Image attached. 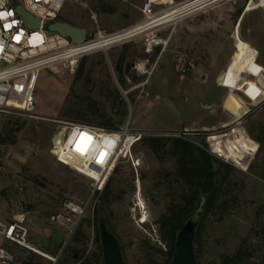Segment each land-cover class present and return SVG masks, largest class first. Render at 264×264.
<instances>
[{
  "label": "rangeland",
  "instance_id": "1",
  "mask_svg": "<svg viewBox=\"0 0 264 264\" xmlns=\"http://www.w3.org/2000/svg\"><path fill=\"white\" fill-rule=\"evenodd\" d=\"M79 1L69 0L58 21L88 33L94 27L90 11L103 32L128 29L144 21L139 10L143 0ZM152 32L165 43L146 52ZM141 58L149 60L148 74L132 69ZM184 61L193 66L181 74L177 68ZM261 65L264 68V10L257 0H223L176 25L151 29L106 53L90 54L73 72H41L32 114L0 111V218L26 212L27 242L56 255L60 247L49 242L50 216L65 201H88L89 205L55 263L14 248L18 261L100 264L101 214L119 239L125 264H165L168 247L159 220L168 215L172 203L181 202L184 187L175 176L177 165L169 154L170 143L157 157L144 140L184 138L212 158L210 183L222 182L218 209H204L195 239L197 264H221L222 257H231L240 249L249 254L240 264H264ZM221 120L227 121L222 127L200 128L205 122ZM103 122L119 128L128 125L129 132L142 136L131 152L142 157L143 163L134 170L127 161L119 160L102 185L105 172L94 161V147L101 146L105 137L94 132L95 146L88 150V144L79 140L78 129L64 138L70 124L97 127ZM77 146L87 151L81 154ZM54 148L60 161L52 153ZM107 182L111 201L104 204ZM138 190L146 200L152 226L139 225L137 216L129 215ZM208 193L205 188L199 191L189 215L197 209L200 196Z\"/></svg>",
  "mask_w": 264,
  "mask_h": 264
},
{
  "label": "built area",
  "instance_id": "2",
  "mask_svg": "<svg viewBox=\"0 0 264 264\" xmlns=\"http://www.w3.org/2000/svg\"><path fill=\"white\" fill-rule=\"evenodd\" d=\"M68 1L0 0V13L5 14L3 18H0V111L15 110L30 115L36 109L35 96L41 72L46 70L52 73L63 70L73 72L79 61L90 54L106 53L110 48L123 44L151 29L176 25L178 22L203 12L223 0H183L179 2L143 0L139 10L144 16V21L131 28L113 32L101 31L96 15L90 11V20L94 27L89 33L84 28L86 39L78 43H73L69 38L48 29L49 25L58 21L61 11ZM73 1L81 3L79 0ZM118 1L128 3L131 0ZM257 1L264 10V0ZM82 5L88 8L86 4L83 3ZM19 6L39 21L38 27L31 28L27 25L26 20L17 11ZM16 37L19 39H15ZM164 43L165 40L162 37L152 32L145 44V50L151 52ZM192 66L191 63L184 61L178 65L177 70L181 74H185ZM148 67L149 60L141 58L133 64L132 69L137 74L145 75L148 74ZM75 129L80 131L79 140L82 137L86 138L82 139V142L88 144L87 150L95 146L94 132L105 137L101 146L94 147V161L96 163L100 153H106L103 162L97 163L108 174L107 176L104 174L101 181H106L121 159L127 161L134 170L143 163L142 157H134L131 152L132 147L141 140L142 136L129 132L128 125L117 130H107L94 126L70 124L64 140H67ZM54 157L59 160L57 155ZM65 165L71 168L69 164ZM102 185L101 182L98 184L99 189ZM145 202L146 200L138 190L133 196L129 215L132 218L137 216L139 225L148 224L152 226L150 213ZM88 205V201L80 203L71 200L65 201L61 208L50 216L51 233L49 238L54 236L55 229H58L63 236L59 246L60 250L56 255L34 248L27 242L29 229L26 212L17 213L10 219L0 218V264H23V262L18 261L14 254V248L29 250L51 263H55L68 240L74 235L86 216Z\"/></svg>",
  "mask_w": 264,
  "mask_h": 264
},
{
  "label": "trees",
  "instance_id": "3",
  "mask_svg": "<svg viewBox=\"0 0 264 264\" xmlns=\"http://www.w3.org/2000/svg\"><path fill=\"white\" fill-rule=\"evenodd\" d=\"M117 71L119 74H122L120 67L117 68ZM79 73L80 71H78L77 77H79ZM118 81L122 83V77H120ZM97 127L107 130H117L119 125L103 122ZM167 143H170L171 147L169 150L170 156L176 159L177 166L175 176L181 180L184 189L181 202L172 203L168 209V215L161 216L159 220L160 230L162 231L163 239L167 241L168 247V259L165 264H169L173 257L177 232L186 218L192 214L191 213L189 215L196 195L199 194L200 190L205 188L209 192V195L207 197L200 196L199 198V203L202 198L205 200L203 204V213L205 208L207 210L215 211L218 209L216 201L218 199L220 185L222 183L220 182L218 185H212L210 183V179L212 177V158L205 151L196 148L191 142L185 140L184 138H174L171 140L165 138H150L144 140V145L157 157H159L158 153L160 149H164L167 146ZM227 169L230 170L231 168L227 167ZM224 180L225 178H223L222 181ZM108 189L109 183L107 182L102 194V202L104 204L111 201L109 200ZM200 225L201 222L197 228L195 239L199 237ZM248 257L249 254L240 249L231 257H222L221 264H240ZM23 264L31 263L23 262ZM100 264H103L102 261Z\"/></svg>",
  "mask_w": 264,
  "mask_h": 264
},
{
  "label": "water",
  "instance_id": "4",
  "mask_svg": "<svg viewBox=\"0 0 264 264\" xmlns=\"http://www.w3.org/2000/svg\"><path fill=\"white\" fill-rule=\"evenodd\" d=\"M17 11L26 20L29 27L35 28L39 26V21L25 12L20 6L17 8ZM48 29L69 38L73 43L83 42L86 39V30L84 28L76 27L66 22L56 21L49 25ZM52 153L55 154L54 151ZM204 202L205 200L202 198L198 208L186 218L179 228L174 245V254L169 264H197L194 241L197 228L203 217ZM98 221L102 263L125 264L118 237L108 229L102 215H99ZM62 240L63 236L61 232L55 229L54 236L50 238L51 245L60 246Z\"/></svg>",
  "mask_w": 264,
  "mask_h": 264
},
{
  "label": "snow or ice",
  "instance_id": "5",
  "mask_svg": "<svg viewBox=\"0 0 264 264\" xmlns=\"http://www.w3.org/2000/svg\"><path fill=\"white\" fill-rule=\"evenodd\" d=\"M4 15H5V14L0 13V18H3ZM15 39L18 40L19 37H16ZM82 139H86V138H85V137H82ZM253 150H254V149H253ZM76 151L81 152V154H83V152L86 151V147H85V148H81V147L77 146V147H76ZM105 155H106V153L101 152V153H100V157L97 159V163H102Z\"/></svg>",
  "mask_w": 264,
  "mask_h": 264
},
{
  "label": "crops",
  "instance_id": "6",
  "mask_svg": "<svg viewBox=\"0 0 264 264\" xmlns=\"http://www.w3.org/2000/svg\"><path fill=\"white\" fill-rule=\"evenodd\" d=\"M261 67H262V69H264L263 68V65H261ZM223 109V108H222ZM225 122H227V121H219L217 124H214V123H211V122H205V124L204 125H201L200 124V128H201V130H210V129H213L216 125H219V126H224L223 124L225 123ZM214 124V125H213Z\"/></svg>",
  "mask_w": 264,
  "mask_h": 264
},
{
  "label": "bare ground",
  "instance_id": "7",
  "mask_svg": "<svg viewBox=\"0 0 264 264\" xmlns=\"http://www.w3.org/2000/svg\"><path fill=\"white\" fill-rule=\"evenodd\" d=\"M106 174V173H105ZM108 174H106V176H107ZM106 178V177H105ZM103 182H104V180L102 181V184H103Z\"/></svg>",
  "mask_w": 264,
  "mask_h": 264
}]
</instances>
